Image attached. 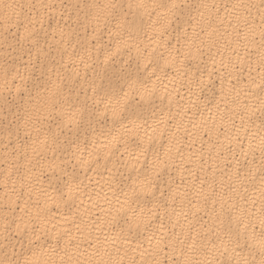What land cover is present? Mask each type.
<instances>
[{
  "label": "bare ground",
  "instance_id": "obj_1",
  "mask_svg": "<svg viewBox=\"0 0 264 264\" xmlns=\"http://www.w3.org/2000/svg\"><path fill=\"white\" fill-rule=\"evenodd\" d=\"M177 2L182 25L161 32L154 28L169 10L156 5L169 0L0 3V91L15 96L20 80L13 76L26 70L35 76L43 73L46 85L40 97L33 93L35 110L27 130L14 110L0 109V264L49 258L56 264L69 258L82 264L89 259L123 264L259 260L258 250L240 247L224 256L219 250L230 239L251 244L262 230L264 166L259 151L249 152L251 136L243 131L257 129L264 120L259 111L264 103L261 13L243 7L259 5L260 0ZM108 3L122 5L119 11L130 19L142 18V29L131 37L117 35L104 7ZM13 11L25 23L29 17L37 21L32 27L38 43H17L23 27L15 20L4 22ZM245 17L254 31L245 27ZM189 48L193 55L185 57ZM145 89L156 91L155 115L144 125L148 134L156 120L168 121L148 161L169 147L173 152V161L159 179L144 168L129 174L123 145L106 157L105 145L122 130L110 113L79 128L70 121L85 106L93 109L94 102L102 112L105 104L125 95L139 99ZM46 98L49 105L55 102L54 108L45 106ZM45 137L47 143L41 144ZM145 177L155 180L156 191L142 198L139 207L152 214V223L139 236L113 245L111 237L119 226L107 223L106 213L123 200L132 181ZM21 220L28 224L27 231L42 237L35 256L15 230ZM70 237L75 239L69 243ZM157 241L162 250L152 255Z\"/></svg>",
  "mask_w": 264,
  "mask_h": 264
},
{
  "label": "snow or ice",
  "instance_id": "obj_2",
  "mask_svg": "<svg viewBox=\"0 0 264 264\" xmlns=\"http://www.w3.org/2000/svg\"><path fill=\"white\" fill-rule=\"evenodd\" d=\"M3 0H0L2 3ZM138 7L146 8V5L140 4ZM203 6V5H201ZM5 8L11 9L12 5H4ZM23 7V6H21ZM109 9L108 15L113 19L116 34L120 35L122 32L126 33L129 37L132 36L134 32H137L142 29L144 21L142 18L130 19L129 15L123 11H119L122 8V5L115 3H108L104 6ZM129 8L132 7L131 4L128 5ZM156 7H166L169 10V14L163 16L162 21H158V27H155L154 30L157 32L167 31L169 28L176 25L177 29L182 25L183 20L180 14L181 4L177 0H169L167 4L156 5ZM234 8L241 7V5H233ZM249 13L252 8H257L260 15V26H259V35L261 38V47L264 48V0H260L259 5L256 4H246L243 5ZM239 19V18H238ZM13 20L19 26L23 27V36L17 40V43L21 41H27L33 44L38 43V33L32 27L37 21H34L31 17L27 19V22L20 20V14L13 11L11 15H5L4 22L10 23ZM244 25L246 28L254 31V25L250 19L247 17L244 18ZM6 39V38H5ZM11 47V45H8ZM196 52H199V49H196ZM185 57L193 55L192 49L189 48L185 52ZM242 63V61H241ZM260 66L264 69V53L260 57ZM43 73H41V76ZM41 76H35L31 72L26 70L24 75L17 74L13 76V79L19 78L20 83L15 86V96H6L4 92L0 91V109H7L13 111L24 122L25 130L33 122V113L34 106L32 104L33 93L36 94V97H40L42 91H46V85L42 81ZM262 77H264V72H262ZM264 83V81H262ZM264 91V87H262ZM139 99H133L132 97L125 95L122 100H117L114 104H105L104 110L100 112L95 108V102L93 109H88L87 106L83 110L77 111L74 115L70 117L71 123L75 124L77 128L81 127L83 124H91L93 118L99 120L101 117H107L110 113L112 121L118 123L122 126V130L117 136L112 137V141L109 145H105L106 157L111 156L113 151H120L119 145H123L124 152L121 155H127L129 157L128 161L124 165L126 171L131 174L138 171V168H144L150 170L154 173L157 179L161 178L162 173L170 166L173 161V152L172 148L169 147L163 155L153 154L151 161H148V154L151 152L152 148L155 145V142L162 138L165 134V130L168 127V121L165 118H160L156 120L151 126V134H148L147 130L144 128V125L148 123L155 114L152 112L153 108V99L156 96L155 89H145L143 92L138 93ZM46 107H55V102L53 101L50 105L48 103V98L45 102ZM261 115L264 116V103L261 104L259 109ZM127 121V123H125ZM131 125V126H129ZM245 133L250 134L251 139L249 140L248 148L249 152L259 151L262 160V166H264V120L261 121L260 125L255 130H250L244 128ZM143 132V138L140 134ZM135 137L136 140L129 142L131 138ZM47 137L44 141H41V144L47 143ZM253 140L258 141L255 145ZM139 141V142H136ZM35 151V149H33ZM145 163H141V159ZM262 172H264V167H262ZM262 185H264V180H262ZM78 187V185H77ZM71 187H69V197L71 200ZM123 191V190H122ZM156 184L155 180L145 177L143 180L132 181V183L127 187V191H123V200H117V207L110 208L106 213V216L110 217V220L107 221L109 224H118L119 232L111 237V243L116 244L118 240H123L127 242L130 235L139 236L144 230L148 229L152 223L153 216L152 214H146L142 208L139 207V204L142 198H147L155 194ZM261 194L264 196V186L261 188ZM53 203H56L53 201ZM59 207V204L56 205ZM114 212V214H113ZM122 221V224L120 223ZM261 232L259 238L252 237L253 242L249 244L248 240L244 241L242 245L239 239H236L234 242L229 240L227 244L222 246V249L219 250V255L224 256L225 254L235 252L236 248L246 247L249 251L258 250L259 260L255 258L248 259L246 257L236 259L235 264H264V216L260 219ZM161 228L163 225L160 226ZM247 227V226H246ZM28 224L23 220L16 225V232L26 238L29 250L32 251L33 256L36 255V249L41 247L40 241L42 237L34 232L27 231ZM77 230L79 231V225H77ZM7 231V227H5ZM239 236V233H237ZM75 237L69 238V243ZM108 243V237H105V244ZM160 241L156 242V248L152 252V255H156L162 249L160 248ZM235 243V247L230 248L229 244ZM21 243V247H23ZM67 248V244L65 246ZM54 252L55 249H52ZM105 254H107V248L104 249ZM99 254V250L97 251ZM183 255V253H181ZM143 255V254H142ZM24 264H56L52 259L47 260H38V259H25ZM60 264H82L80 260L73 261L69 258L67 261L61 259ZM83 264H123L122 260H93L89 259L84 261ZM131 264V262H130ZM153 264H159V261H153ZM176 264H232L231 260L225 261H205V262H196L190 259H184L177 261Z\"/></svg>",
  "mask_w": 264,
  "mask_h": 264
}]
</instances>
